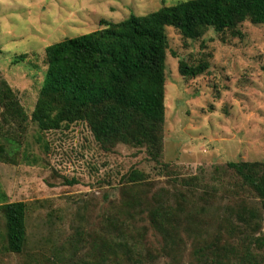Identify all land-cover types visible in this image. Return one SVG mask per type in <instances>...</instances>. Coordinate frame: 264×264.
Here are the masks:
<instances>
[{
	"label": "rangeland",
	"instance_id": "374dc122",
	"mask_svg": "<svg viewBox=\"0 0 264 264\" xmlns=\"http://www.w3.org/2000/svg\"><path fill=\"white\" fill-rule=\"evenodd\" d=\"M181 1L0 0V206L27 205L20 254L0 210V264H237L249 233L264 236L260 200L229 167L264 162V25L197 40L167 28L158 163L145 147L104 151L85 122L42 131L32 121L48 46ZM180 61L208 68L184 78ZM3 82L22 115L6 111ZM250 213L252 230L239 218Z\"/></svg>",
	"mask_w": 264,
	"mask_h": 264
},
{
	"label": "trees",
	"instance_id": "16d2710c",
	"mask_svg": "<svg viewBox=\"0 0 264 264\" xmlns=\"http://www.w3.org/2000/svg\"><path fill=\"white\" fill-rule=\"evenodd\" d=\"M247 21L264 25V0H186L144 16L132 14L117 23L102 20V29L46 48L47 69L32 121L42 131L85 122L104 151L119 144L145 147L158 163L165 126L167 28L191 40L201 38L208 29L239 38L243 36L240 26ZM19 58L26 59L25 55ZM207 68V64L193 67L180 61L178 70L184 78H195ZM12 94L3 82L6 111L22 115ZM229 167L240 177L241 188L260 200L264 212V162L230 163ZM142 179L137 171L129 176L131 183ZM0 210L6 219L7 249L20 254L27 237V205L9 203ZM246 216L249 220L243 215L239 218L252 230L254 214ZM249 234L245 253L234 255V260L237 264H264V236ZM251 244L257 248L252 250ZM220 259L217 255L215 264H225Z\"/></svg>",
	"mask_w": 264,
	"mask_h": 264
}]
</instances>
